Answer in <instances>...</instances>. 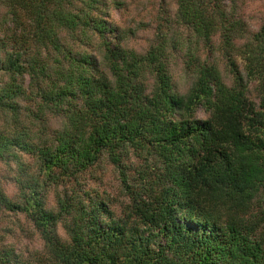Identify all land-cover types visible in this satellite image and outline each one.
Listing matches in <instances>:
<instances>
[{
	"label": "trees",
	"instance_id": "16d2710c",
	"mask_svg": "<svg viewBox=\"0 0 264 264\" xmlns=\"http://www.w3.org/2000/svg\"><path fill=\"white\" fill-rule=\"evenodd\" d=\"M0 163V264H264V0H0Z\"/></svg>",
	"mask_w": 264,
	"mask_h": 264
},
{
	"label": "rangeland",
	"instance_id": "374dc122",
	"mask_svg": "<svg viewBox=\"0 0 264 264\" xmlns=\"http://www.w3.org/2000/svg\"><path fill=\"white\" fill-rule=\"evenodd\" d=\"M13 175L14 172L7 171L6 166L0 163V185L9 197L17 194L15 183L11 179ZM107 190L110 192L111 188L108 187ZM47 201L52 203L51 196ZM0 247H11L17 254L25 256L42 250L37 234L23 216L11 213L0 215Z\"/></svg>",
	"mask_w": 264,
	"mask_h": 264
}]
</instances>
